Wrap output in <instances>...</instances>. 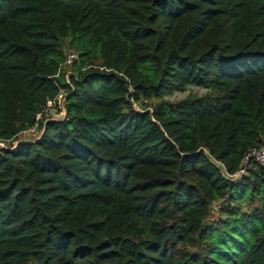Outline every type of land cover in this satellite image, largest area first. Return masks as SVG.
<instances>
[{"label":"trees","instance_id":"16d2710c","mask_svg":"<svg viewBox=\"0 0 264 264\" xmlns=\"http://www.w3.org/2000/svg\"><path fill=\"white\" fill-rule=\"evenodd\" d=\"M0 141V264H264V0H0Z\"/></svg>","mask_w":264,"mask_h":264},{"label":"built area","instance_id":"2783aa9c","mask_svg":"<svg viewBox=\"0 0 264 264\" xmlns=\"http://www.w3.org/2000/svg\"><path fill=\"white\" fill-rule=\"evenodd\" d=\"M75 58H76V55L74 53L66 51L64 53V59L62 62V66L70 64ZM67 74H68V72L64 73V79L66 82H67ZM54 108L59 109V117L45 116L47 113H49ZM63 114H64L63 92H62V90L59 89L56 96L50 100H47L45 102V104L42 106L41 110L35 114L34 118H35V121L41 120L42 117H45L44 119H47L46 117H49L51 119H60L61 117H63ZM35 129H37L36 123L32 127L28 128L24 131L29 132V131H34ZM3 144H4V142L0 141V146H3ZM12 144H14V142H12ZM249 159H254L264 169V147L253 148V149L246 151L243 155L242 165H241L240 169L237 172H235L234 174L224 173V175L230 179L237 178L239 176V174L243 173L244 166Z\"/></svg>","mask_w":264,"mask_h":264},{"label":"rangeland","instance_id":"374dc122","mask_svg":"<svg viewBox=\"0 0 264 264\" xmlns=\"http://www.w3.org/2000/svg\"><path fill=\"white\" fill-rule=\"evenodd\" d=\"M64 52H66V50ZM68 71H69L68 69L65 70V72H68ZM204 91L205 89L201 87L188 84L182 90H171L169 92L164 93L162 95V98L170 102H176L190 94L197 95V96L202 95ZM45 116L59 117V109L54 108L49 113H47ZM37 134H38L37 129H35L34 131H29V132L23 131L18 135V138L32 139L35 136H37Z\"/></svg>","mask_w":264,"mask_h":264}]
</instances>
